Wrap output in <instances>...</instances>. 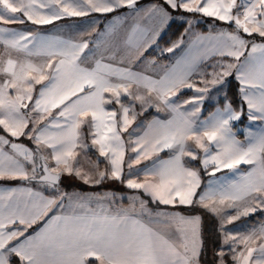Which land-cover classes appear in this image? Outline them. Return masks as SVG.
<instances>
[{"label":"snow or ice","instance_id":"6c2138e0","mask_svg":"<svg viewBox=\"0 0 264 264\" xmlns=\"http://www.w3.org/2000/svg\"><path fill=\"white\" fill-rule=\"evenodd\" d=\"M3 181L0 264H264V0H0Z\"/></svg>","mask_w":264,"mask_h":264},{"label":"crops","instance_id":"0c3cea01","mask_svg":"<svg viewBox=\"0 0 264 264\" xmlns=\"http://www.w3.org/2000/svg\"><path fill=\"white\" fill-rule=\"evenodd\" d=\"M149 0L143 1L141 0L142 4L148 3ZM96 14H93V17ZM109 15V19L106 20L104 17L103 19L105 21H101V17L100 15H98V18H93V17H73V18H66L64 20H60V21H56L54 22L53 25H47V26H43V31H47V32H52L54 34H59L65 37H71L73 39H80L82 37H84L89 31H90V20L95 19L97 25L100 27V30H103V25H107V23L112 19V16L115 14H107ZM14 27H24L21 25H17ZM28 27H32L31 25H28ZM258 126V125H257ZM241 168L246 169L247 166L245 165H241ZM71 182H76L72 179H70ZM69 180V181H70ZM20 182L19 181H3L0 182V186L2 187H9V186H19ZM67 191L69 192H81V190H78L77 188L72 189L73 187H69L67 184H65ZM68 186V188H67ZM88 190L92 191L94 189H90L88 186L87 188ZM89 191V192H90ZM42 223V222H41ZM39 225H34L33 227H38ZM31 231V229L29 230Z\"/></svg>","mask_w":264,"mask_h":264},{"label":"trees","instance_id":"16d2710c","mask_svg":"<svg viewBox=\"0 0 264 264\" xmlns=\"http://www.w3.org/2000/svg\"><path fill=\"white\" fill-rule=\"evenodd\" d=\"M143 1H146V0H143ZM209 22H211V21H209ZM217 23H219V22H217ZM183 30H184V26L179 21H177L176 23H173L171 25V27L167 30V32L164 35L163 39L160 41V47L163 48V47L168 46L169 43L172 40H175ZM197 30L198 31H206L207 30V25L202 24L199 27V29H197ZM150 52L152 53V55H156V54H158V49H156L155 51L150 50ZM230 80H231V78H230ZM225 87H226L225 91L227 92L228 97L230 99H235V100L239 99L238 92H237V82L235 80H231V85L230 86L226 85ZM211 106H212L211 103L208 104V107H211ZM239 136H242V134H240ZM256 218H257V221H258L259 218H260L259 217V213L256 214ZM250 222L251 221H249V223ZM203 225H204V229H205L206 235L208 237L209 249H211V247L215 246L214 242L216 240V235H215V233H216V224L212 220L210 223L203 222ZM210 239H211V242H210ZM208 256H209V254H208Z\"/></svg>","mask_w":264,"mask_h":264},{"label":"rangeland","instance_id":"374dc122","mask_svg":"<svg viewBox=\"0 0 264 264\" xmlns=\"http://www.w3.org/2000/svg\"><path fill=\"white\" fill-rule=\"evenodd\" d=\"M98 15L99 14H96L93 18H98ZM107 15V14H106ZM109 15H107V19L106 20H108L109 19ZM105 18V17H104ZM101 19V21L103 20V21H105L104 19H103V16L100 18ZM158 51H159V49H158ZM166 55H170V54H166ZM226 88V87H225ZM226 90V89H225ZM222 96L223 95V93H219V94H216V93H214L213 94V96H212V99L210 100V101H206L205 102V105H204V108H205V112H204V115L205 116H207L210 112H212V111H214L215 110V108L216 107H218V106H222V105H218L217 103H216V100H217V96ZM211 103V107H208V104H210ZM208 108V109H207ZM250 125V122L247 120V118H246V116L244 117V118H242V123H238L237 125H236V131H237V135H238V138L239 139H243L244 137H243V130L244 129H246L248 126ZM240 134H242V136H239ZM244 169V168H243ZM71 178H66L65 179V181H64V184H67L69 187L71 186V187H73L72 189H74V188H77L78 190H81V192L80 193H91V192H93V191H96V190H92V191H90V190H88V189H86L87 188V185H82L81 184V182L80 181H78V180H74V181H76V182H71V180H70ZM70 180V181H69ZM73 180V179H72ZM68 186H67V188H68ZM123 188V186L122 185H120V184H118V183H114V182H108L103 188H101V189H99V191H105V190H120V189H122ZM67 190V189H66ZM90 191V192H89ZM212 221V219L211 218H208V217H205V219H204V222H206V223H210ZM241 223H244V222H237V224H241ZM251 223V222H250ZM204 226V225H203ZM229 227H232V226H229ZM210 242H211V239H210ZM212 248V247H211ZM209 258L208 259H210L211 257H212V252H211V249H210V251H209Z\"/></svg>","mask_w":264,"mask_h":264}]
</instances>
